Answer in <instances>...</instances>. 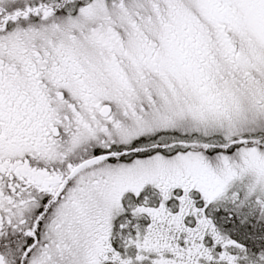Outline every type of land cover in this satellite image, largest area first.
I'll return each instance as SVG.
<instances>
[{
    "label": "snow or ice",
    "instance_id": "snow-or-ice-1",
    "mask_svg": "<svg viewBox=\"0 0 264 264\" xmlns=\"http://www.w3.org/2000/svg\"><path fill=\"white\" fill-rule=\"evenodd\" d=\"M0 264H264V0H0Z\"/></svg>",
    "mask_w": 264,
    "mask_h": 264
}]
</instances>
